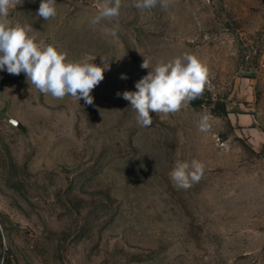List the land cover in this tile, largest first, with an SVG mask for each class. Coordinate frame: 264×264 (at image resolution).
<instances>
[{
  "label": "rangeland",
  "instance_id": "374dc122",
  "mask_svg": "<svg viewBox=\"0 0 264 264\" xmlns=\"http://www.w3.org/2000/svg\"><path fill=\"white\" fill-rule=\"evenodd\" d=\"M100 2L56 0L47 21L41 0L10 13L68 59L108 68L92 105L0 71V264H264V0H122L93 25ZM184 53L208 64L211 89L140 126L117 93L136 91L144 58ZM203 113L216 118L207 134ZM191 159L203 177L178 188L169 173Z\"/></svg>",
  "mask_w": 264,
  "mask_h": 264
},
{
  "label": "clouds",
  "instance_id": "9594fccd",
  "mask_svg": "<svg viewBox=\"0 0 264 264\" xmlns=\"http://www.w3.org/2000/svg\"><path fill=\"white\" fill-rule=\"evenodd\" d=\"M169 3L170 0H133L132 6L150 11L157 6L167 9ZM19 4L20 0H0V71L6 70L12 75L24 73L27 81L44 95L55 99L71 96L92 105L91 93L103 81L108 67L70 60L66 51L38 40L31 25L12 23L10 13ZM56 4V0H41L37 15L45 21L54 18ZM121 6L122 0H102L91 23L113 21L119 17ZM118 27L116 24L108 31L116 36ZM141 68L150 71L135 83L136 91H124L117 96L122 95L130 102L142 127L152 125L151 113L175 115L212 87L208 64L195 54L184 53L167 61L159 60L154 67L144 58ZM121 78L126 79L123 75ZM215 119L210 113L201 114L198 131L210 133ZM204 171L205 164L198 159L177 160L169 176L175 186L187 190L202 179Z\"/></svg>",
  "mask_w": 264,
  "mask_h": 264
},
{
  "label": "trees",
  "instance_id": "16d2710c",
  "mask_svg": "<svg viewBox=\"0 0 264 264\" xmlns=\"http://www.w3.org/2000/svg\"><path fill=\"white\" fill-rule=\"evenodd\" d=\"M191 104H192V105H197V104H199V103H198L196 100H194V101L191 102Z\"/></svg>",
  "mask_w": 264,
  "mask_h": 264
}]
</instances>
